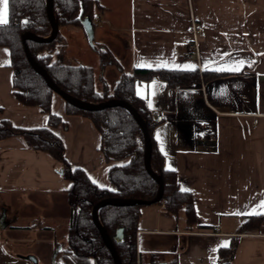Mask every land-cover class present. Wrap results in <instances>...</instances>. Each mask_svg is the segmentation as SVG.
<instances>
[{
    "label": "crops",
    "instance_id": "1",
    "mask_svg": "<svg viewBox=\"0 0 264 264\" xmlns=\"http://www.w3.org/2000/svg\"><path fill=\"white\" fill-rule=\"evenodd\" d=\"M95 1L101 8L92 20L94 46L83 27H61L59 34L64 59L92 68L99 88L112 89L136 68L224 73L192 87L172 88L158 76L135 84L152 120L157 113L164 116L155 124L159 149L182 190L192 193L204 227L188 226L184 210L173 214L163 204L144 206L137 234L142 264L151 255L159 264H217L219 250L232 237H238V247L231 264H264V223L257 233L238 234L246 217L264 213V0ZM194 23L205 34L199 56L191 58ZM101 51L116 63L104 64ZM13 77L10 50L0 47V119L24 129L45 127L48 114L15 98ZM52 112L67 124L55 133L68 161L98 186L111 188L98 130L88 119L68 115L56 94ZM60 170L52 156L29 149L20 137L0 141V264L36 263L10 239L34 227L33 220L50 231L66 229L69 183ZM34 207L45 216L33 214Z\"/></svg>",
    "mask_w": 264,
    "mask_h": 264
},
{
    "label": "trees",
    "instance_id": "2",
    "mask_svg": "<svg viewBox=\"0 0 264 264\" xmlns=\"http://www.w3.org/2000/svg\"><path fill=\"white\" fill-rule=\"evenodd\" d=\"M54 18L59 26L82 27L81 19H94L100 5L95 0H53ZM52 32L47 16V0H9L8 22L0 25V47H7L11 53V66L14 70V95L24 106L37 107L48 114L45 127L24 129L14 125L9 119H0V141L14 137L24 140L27 147L52 156L61 164V174L69 183L65 189L71 209L67 245L61 250V264H115L111 251L107 247L99 229L93 221L94 206L106 198H133L152 200L158 192V184L145 169V141L136 120L124 107L105 108L101 111H84L66 103L68 115L82 116L88 119L101 135V151L109 165L108 179L111 188H102L92 181L88 174L75 168L66 157V148L55 129L62 126L67 129L63 118L52 112V98L55 94L42 76L32 68L24 48L22 37L30 33L39 37H48ZM60 34L49 43L27 41L34 59L42 66L53 81L66 93L88 103H102L111 99L130 103L148 125L152 142L151 167L164 181L163 204L167 211L179 214L184 210L187 224L198 225L192 193L183 191L178 174L166 168L165 157L159 149L155 137L156 126L145 102L135 94V84L150 81L158 76L170 87H192L224 73L198 69L180 71L169 69H140L122 74L112 89L104 85L99 88L92 68L71 63L64 59V46ZM104 64L116 63L108 51L100 52ZM0 112L2 109L0 108ZM144 206H104L99 220L113 238L119 228L123 229V239L114 241L122 264H142L137 250V234L141 209ZM264 223V214L246 217L238 234L259 232ZM238 247V237H232L228 247L219 250L217 264H231ZM60 251V252H61ZM158 256L151 255L149 264H159ZM60 264V263H56ZM170 264H177L173 261Z\"/></svg>",
    "mask_w": 264,
    "mask_h": 264
},
{
    "label": "water",
    "instance_id": "3",
    "mask_svg": "<svg viewBox=\"0 0 264 264\" xmlns=\"http://www.w3.org/2000/svg\"><path fill=\"white\" fill-rule=\"evenodd\" d=\"M54 2L53 0H47V16L51 23L52 32L50 36L48 37H39L30 33H25L22 37V41L24 43L25 52L27 55V58L34 69V71L42 76L44 80L46 81L48 87L53 90V92L57 95H59L66 103L84 110V111H101L105 108H111V107H117L121 106L127 109L130 114L133 116V118L136 120L137 124L139 125L145 141V160L144 165L147 173L149 176L158 184V192L154 199L152 200H143V199H133V198H106L98 202L92 211L93 221L96 227L99 229L107 247L111 251V254L114 258L115 264H122V261L120 259V256L116 250L114 241L120 242L123 239V229L119 228L116 231L115 236L112 238L108 232L105 230V228L102 226L100 220H99V213L100 210L107 205H116V206H150L153 204H158L163 199L164 194V181L161 177H159L152 169L151 167V154H152V142L150 133L148 131V125L146 121L142 118L140 113L127 101L119 100V99H111L102 103H88L84 102L68 93H66L64 90H62L50 77L48 72L40 66V64L34 59L32 54L29 51V48L27 46V41L33 40L38 43H49L53 40H55L59 34V26L54 18V11H53ZM82 27L86 33L88 42L91 46H94V25L92 22V19L89 17H84L81 19Z\"/></svg>",
    "mask_w": 264,
    "mask_h": 264
},
{
    "label": "rangeland",
    "instance_id": "4",
    "mask_svg": "<svg viewBox=\"0 0 264 264\" xmlns=\"http://www.w3.org/2000/svg\"><path fill=\"white\" fill-rule=\"evenodd\" d=\"M20 205L21 202L18 203V205H14L15 210L17 209V206ZM32 212H34L33 214H37V216H45L46 214L45 210L43 211L40 207H34ZM37 220L32 221L35 225L30 230L21 231L19 233H11L10 239L14 241L16 246L22 247L18 251H22L23 254L27 255V257L36 260V263H33V261L31 262L32 264L63 263V253L62 251H59V248L67 245V226H69V222H65L66 229L58 227L50 231L36 225L39 222ZM30 221L31 219H29L28 222Z\"/></svg>",
    "mask_w": 264,
    "mask_h": 264
},
{
    "label": "built area",
    "instance_id": "5",
    "mask_svg": "<svg viewBox=\"0 0 264 264\" xmlns=\"http://www.w3.org/2000/svg\"><path fill=\"white\" fill-rule=\"evenodd\" d=\"M204 29L198 26L196 23L192 25V35L193 39L188 43V54L189 57H198L199 56V40L202 36H204ZM164 116L161 113H157L156 117L153 121L154 124H159L163 121ZM215 233L219 232V229H214Z\"/></svg>",
    "mask_w": 264,
    "mask_h": 264
},
{
    "label": "snow or ice",
    "instance_id": "6",
    "mask_svg": "<svg viewBox=\"0 0 264 264\" xmlns=\"http://www.w3.org/2000/svg\"><path fill=\"white\" fill-rule=\"evenodd\" d=\"M0 3L3 4V9L0 10V24L2 23H6V15H7V0H0ZM233 70H238V69H233ZM261 208H264V201L261 202L260 205ZM260 214H264V213H260Z\"/></svg>",
    "mask_w": 264,
    "mask_h": 264
}]
</instances>
